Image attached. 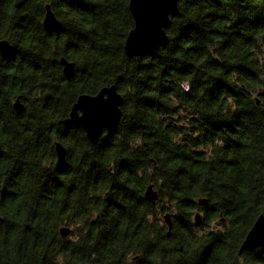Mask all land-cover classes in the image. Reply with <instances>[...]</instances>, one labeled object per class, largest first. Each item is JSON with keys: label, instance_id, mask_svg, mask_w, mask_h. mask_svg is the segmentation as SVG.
<instances>
[{"label": "trees", "instance_id": "obj_1", "mask_svg": "<svg viewBox=\"0 0 264 264\" xmlns=\"http://www.w3.org/2000/svg\"><path fill=\"white\" fill-rule=\"evenodd\" d=\"M129 4L0 0V264H264L241 250L264 214V0H179L169 43L132 57ZM111 85L123 115L93 145L70 112Z\"/></svg>", "mask_w": 264, "mask_h": 264}, {"label": "water", "instance_id": "obj_2", "mask_svg": "<svg viewBox=\"0 0 264 264\" xmlns=\"http://www.w3.org/2000/svg\"><path fill=\"white\" fill-rule=\"evenodd\" d=\"M130 10L135 19V27L128 35L126 53L129 57L151 53L169 43L166 29L171 18L179 14V0H130ZM60 19L55 14L50 4L46 5V14L43 25L47 30H57L60 27ZM11 43L8 39H0V51H8ZM63 72L68 81L73 78L75 63L65 57L61 58ZM123 95L117 90L116 85L106 86L97 94H82L73 104L70 112V120L80 126L87 134L89 141L97 145L105 130H113L119 124L123 112ZM14 108L19 111L25 109V104L18 97L14 101ZM57 164L64 166L67 163V147L60 141L55 144ZM145 198L150 202L159 200V193L150 184L145 190ZM198 204L202 207L208 205L207 197H200ZM163 219L169 231L172 230L173 221L170 213H166ZM203 214L197 211L195 221L200 223ZM225 222V218H221ZM72 232L69 226H62L60 234L68 237ZM264 247V214L260 215L242 242L241 250L246 248Z\"/></svg>", "mask_w": 264, "mask_h": 264}, {"label": "rangeland", "instance_id": "obj_3", "mask_svg": "<svg viewBox=\"0 0 264 264\" xmlns=\"http://www.w3.org/2000/svg\"><path fill=\"white\" fill-rule=\"evenodd\" d=\"M210 228H213V229H220L221 226H220L219 224H217V222L214 221V222L211 223Z\"/></svg>", "mask_w": 264, "mask_h": 264}]
</instances>
